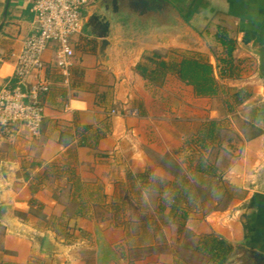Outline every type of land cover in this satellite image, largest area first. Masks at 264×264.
Segmentation results:
<instances>
[{
    "label": "crops",
    "instance_id": "1",
    "mask_svg": "<svg viewBox=\"0 0 264 264\" xmlns=\"http://www.w3.org/2000/svg\"><path fill=\"white\" fill-rule=\"evenodd\" d=\"M35 3L0 0V92L15 83L18 55L34 30ZM219 27L236 41L232 77L220 73L225 54L216 40ZM71 43L75 57L68 82L52 67L56 47L43 55L51 67L43 75L50 92L43 99L40 137L22 125L0 126V264H194L175 247H161L160 240L171 244L177 234L172 239L151 230V241L140 242L138 232L129 230L135 222L127 200L130 181L142 189L137 176L149 171L168 181L167 205L158 200L160 209L166 206L158 216L185 219L195 245L182 248L191 257L208 264L198 240L209 235L234 247L227 264H242L252 251L264 255V0H91L83 30ZM154 52L166 61H179L177 53L199 54L214 66L220 84L248 96L239 107L256 133L245 139L243 157L216 173L236 188L220 209L196 214L178 198H187V175L210 174L204 164L209 153L188 143L199 135L205 141L208 121L223 128L242 111L222 117L216 97H198L175 74L145 80L137 66ZM165 157L181 168L183 184L167 171Z\"/></svg>",
    "mask_w": 264,
    "mask_h": 264
},
{
    "label": "rangeland",
    "instance_id": "2",
    "mask_svg": "<svg viewBox=\"0 0 264 264\" xmlns=\"http://www.w3.org/2000/svg\"><path fill=\"white\" fill-rule=\"evenodd\" d=\"M194 45V44H192ZM211 48V49H210ZM214 54L218 53L221 54L219 50H217L214 46H208V51H210ZM220 52V53H219ZM196 53V52H193ZM177 59L180 61L181 59L185 58V55L188 56V58H202L198 55L193 54H179ZM183 57V58H182ZM202 59L205 60V57ZM222 86V90L220 94L213 100L214 106L218 108L221 112V116L227 118V116L235 114V111H242L241 115H236L233 117L232 121L229 123H225L223 128L216 127L214 136L209 139L206 138L205 141L201 140V136L194 138L191 143H188L193 150H197L198 153H204L208 154L209 157L206 159L204 157V164L207 166L206 169L208 173H210L207 177L200 178L199 175H187L189 177L187 182V187L189 190L186 193V200L183 199V197H178L181 202H184L186 204V207L189 210H192V212H196V214H199L200 212L209 211L213 208H222V203H226L228 199V194L231 193L232 190L235 191V187H232L229 180L223 179V174L225 172L224 169L230 168L231 165H233L235 162L240 160L243 157V154L245 152V139L248 137H251L256 132L248 128L246 126V119L249 117V114L247 111L243 112V109L239 107L237 104L235 98L233 97L234 93L231 91V89L224 85L220 84ZM246 94L244 93L242 95V98H245ZM179 120V119H178ZM180 122L182 120H179ZM215 122V120H210L207 122V125L205 127V130H209L211 128V123ZM181 124V123H180ZM239 128L242 132H244L245 138H242L241 135H239L235 129ZM199 126H196L193 128V132H198ZM248 133V134H247ZM190 138V137H189ZM188 138V139H189ZM184 142V140H183ZM206 148V153L203 151ZM200 151V152H199ZM208 151V152H207ZM195 153V151H194ZM193 153V154H194ZM151 158L157 162L159 159L157 156L152 155L151 152H149ZM201 158H197L196 162H200ZM169 163V162H168ZM203 164V165H204ZM169 167L172 168L171 162L169 163ZM148 172V171H147ZM221 174H216V173ZM206 173V175L208 174ZM145 178H148V180H143L140 182V185L142 186V189L139 190V185L137 186L134 181H130L131 183L129 186H133L132 188L129 187V193L130 195L127 196L128 200V208H129V214L132 219H134L135 222H132L129 226V230H134L133 234L139 235V241H151L150 238V232L153 230L155 233L164 232L167 235V238L173 239L174 235L177 234L174 239L175 241H172L171 244L169 243L168 239H162L161 241V247L164 248L167 246H170L171 248L175 247L176 252L180 254L182 257L191 258V262L194 264H204L203 259L198 255L191 257L189 252L183 249L182 247H186L187 245H195L194 240L189 238L185 235L186 230V224L185 219L183 217H179L176 221H171L170 219L167 220L166 218H163L161 216H158L159 214V207H158V200L160 199L161 203L163 205H167V199L168 197V185L163 182L162 178L155 179L153 178V174L151 171L144 174ZM195 176V177H194ZM154 177H156L154 175ZM152 179V182L150 180ZM162 179V180H161ZM148 185H153V190L150 188L146 191H144V187H147ZM137 187V188H135ZM176 191V190H175ZM146 192V194H145ZM163 196V197H162ZM130 198H132L136 202H130ZM162 199H165L163 202ZM171 201V200H170ZM216 201H220V204L218 206H213V204ZM225 205V204H224ZM163 213H160V215ZM149 215H152L154 217L151 219L152 221H145ZM156 217V218H155ZM137 220V221H136ZM147 222V223H146ZM179 231V232H178ZM182 231V232H181ZM144 235L141 237V235ZM181 234V235H180ZM181 236V241L177 240V238ZM185 236V237H184ZM166 243V244H165ZM161 248V249H162ZM181 250H180V249ZM167 249V248H166ZM180 250V251H179ZM138 253H132L130 258L133 260L134 258H137ZM246 257V256H244ZM243 257V263L242 264H253V260L249 258Z\"/></svg>",
    "mask_w": 264,
    "mask_h": 264
},
{
    "label": "built area",
    "instance_id": "3",
    "mask_svg": "<svg viewBox=\"0 0 264 264\" xmlns=\"http://www.w3.org/2000/svg\"><path fill=\"white\" fill-rule=\"evenodd\" d=\"M90 1L36 0L34 30L18 55L15 83L0 92L1 127L22 125L33 138L40 137L45 118L43 99L50 92V84L43 75L51 67L44 62L43 55L51 45L56 47L52 67L68 82L75 57L71 41L83 30L84 10ZM32 77H36L34 83L29 82Z\"/></svg>",
    "mask_w": 264,
    "mask_h": 264
},
{
    "label": "trees",
    "instance_id": "4",
    "mask_svg": "<svg viewBox=\"0 0 264 264\" xmlns=\"http://www.w3.org/2000/svg\"><path fill=\"white\" fill-rule=\"evenodd\" d=\"M216 40L224 48L225 54L224 59L220 61L223 64V67L220 68V73L223 76L230 74V77H232L234 72L236 41L230 36L229 31L223 27H219ZM137 72L145 80L152 82L162 80L168 74H175L183 83L193 87L195 94L201 98L217 97L222 90V86L216 79L214 66L209 60L202 58L187 57L180 61H166L162 54L154 52L145 57L144 63L137 66ZM243 94V91H239L233 95L238 105L243 104L248 97L246 95L245 98H242ZM215 130L216 122H212L211 128L208 131L205 130L204 137L211 139L215 134ZM168 162H171L172 168L167 167V171L177 178V182L183 184L186 179L183 177L181 168L174 164L170 158L165 157L164 163ZM202 165L203 163L199 164L198 170H202ZM137 178L146 180L144 175H138ZM163 182L168 185L167 180H163ZM180 193H182V189ZM165 208L166 206L161 207L160 210L164 212ZM178 208L172 205V212H178ZM185 235L189 238L193 237L191 232L187 230H185ZM198 244V251L207 257L208 264H227L234 252V247L229 242L212 235L201 237L198 240Z\"/></svg>",
    "mask_w": 264,
    "mask_h": 264
},
{
    "label": "water",
    "instance_id": "5",
    "mask_svg": "<svg viewBox=\"0 0 264 264\" xmlns=\"http://www.w3.org/2000/svg\"><path fill=\"white\" fill-rule=\"evenodd\" d=\"M106 25L108 26V23ZM260 57H261V59H260V64H261L260 65V70L263 72L264 71V48L261 51ZM50 246H51L50 242H49V240H47L45 248L47 250H50ZM249 254H250V257H251L252 260L255 259V260L259 261L261 264H264V255L256 253L254 251L250 252Z\"/></svg>",
    "mask_w": 264,
    "mask_h": 264
}]
</instances>
